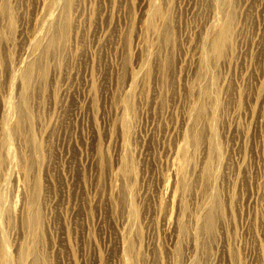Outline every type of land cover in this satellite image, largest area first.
<instances>
[{
    "label": "rangeland",
    "instance_id": "374dc122",
    "mask_svg": "<svg viewBox=\"0 0 264 264\" xmlns=\"http://www.w3.org/2000/svg\"><path fill=\"white\" fill-rule=\"evenodd\" d=\"M228 1L231 12L225 24L234 29L242 26L235 36L241 43L231 42L225 49L228 51L223 56L231 60L229 65L206 67V79L211 88L202 82L197 91L192 87V83L201 78V65L195 59L196 29L208 11L205 1L159 0L168 24L163 32L166 40L159 44L157 63L155 58L145 63L135 48L136 28L147 11L148 0H84L79 14L85 24L79 22L77 27L69 10L66 36L72 44H68L67 55L54 61L57 71L53 74L49 67L51 62L37 64L32 74L37 76L38 82L33 85L30 82L24 92L27 119L23 131L29 135L28 144L37 146L35 157L40 162L35 160L31 168L38 203L43 204L40 205L41 229L36 230V234L40 231L36 235L40 247L37 240L35 246V252L39 256L43 254L40 264H116L118 234L122 231L126 236L128 232L122 218L127 215L128 201L133 204L131 224L135 223V227L129 226L126 238L130 240V248L135 249L132 251L140 255L137 257L128 250L127 264H264V0ZM8 3L10 17L3 20L0 13V103L9 99L18 105V84H11L7 94L3 70L6 61L16 63L22 48L27 46L28 22L36 0H9ZM102 11L105 12L102 22H97L96 17ZM102 35L96 49L90 46L89 40L96 43ZM144 64L145 86H136L137 99L135 95L128 103L135 113L132 115L128 109V116L133 117H129V128L134 125L133 129L128 128V133H132L121 135L116 125L119 96L127 73L138 71ZM66 85L70 91L62 94L61 88ZM150 89L155 94H151ZM206 89L215 104L211 120L213 145L218 152V156L210 154V170L206 171L214 178L212 189L208 187L210 180L206 181L209 177L199 176L203 166L199 161L203 154L199 150L206 139L203 121L208 116L202 102ZM189 106L193 107L188 113L189 121L195 123L196 129H186L183 142L191 154L178 152L175 155L173 148L181 145L176 127ZM121 139L127 143L126 154L119 151ZM15 153L19 158L17 147ZM121 159L129 162L122 183L114 178ZM172 162L186 170L185 184L182 179H172ZM163 184L173 193L170 204L161 195ZM13 188L16 196L13 201L20 209V190ZM122 188L130 190V198L122 193ZM211 190L214 214L210 216L214 224L206 232L204 217L198 221L194 249L189 233L194 226L189 220L197 215L200 195ZM19 220L11 219L6 225L11 228L6 236L10 243L21 234L10 244L13 259L15 245L21 241L24 231ZM176 222L184 229L177 238V234L172 233L174 229L176 232ZM9 223L12 225L8 226Z\"/></svg>",
    "mask_w": 264,
    "mask_h": 264
},
{
    "label": "bare ground",
    "instance_id": "6f19581e",
    "mask_svg": "<svg viewBox=\"0 0 264 264\" xmlns=\"http://www.w3.org/2000/svg\"><path fill=\"white\" fill-rule=\"evenodd\" d=\"M203 1H205L208 4V11H207L206 15H204L205 17L202 20L203 22L198 27V29H196V32H197L196 33L197 34V36H196L197 50H196L195 59H196L197 63L199 65H201V67H200L201 78L198 79L199 81L192 83V87L196 91L199 90L202 82H203V84H205V82H206V86H208L209 89L211 88V84L208 85V82L206 79V74H207L206 67L210 64L213 66H219L220 65L219 67H221L222 65H229L231 60L229 58H227L226 56H223L225 49L228 48V45L229 46L231 45V42L234 44L236 43V45L237 44L239 45L241 43V39L239 37H235V36L237 35V32L242 29V26H239L238 28L234 29V27L232 28L228 24H225L226 23L225 18L227 16L229 17L230 12H231L229 10L230 9L229 1L228 0H203ZM245 1H247V0H245ZM8 2H9V0H1L2 5L0 6V13L4 16L3 20H5V19L7 20L11 15V11H10L11 9H10ZM84 3H85L84 0H76L75 2H73V0H36L35 5L33 6L32 10L30 12V19L28 22L29 33H28L27 46H24L22 48V52H21L22 54L17 59L16 63H14L13 61L11 62L10 60L6 61L7 60L6 59L5 60L7 62V64H6L4 61V63L6 65H5V69H4L5 71L3 70V72L5 73L4 75L7 78L6 79L7 80L6 92H7V94H9L10 89H11L10 85L13 84L14 82H17L18 89H19V104L15 105L9 99H5V100L1 101V103H0V113H1L0 114V119H1V121H0V176H1V178H0V264H40L41 263L40 262V260H41L40 256L43 254H41L39 256L37 254V252H35L36 251L35 246L37 245L36 244V240H37L36 235L38 233H40L39 230L41 229V227L39 225L42 224L41 223V220H42L41 215L42 214H40V208H41L40 205H43V204L38 203V199H39V198L37 199V196H38L37 190L38 189H37L36 183L33 182V179H35V178L33 177V179H32V175H31V168L35 166L34 165L35 160L38 163H40V162L38 161L39 159H37L35 157V153L37 151V150H35V147L37 148V146H35L33 143L28 144V142H29L28 136L29 135L27 133L24 134V131H23V123L27 119V113H26L27 110L25 109V105H24V99H25L24 92L26 91V88L28 87L30 82L32 85H33V82L34 83L38 82L37 76L32 74V71L34 70V67L37 64L38 65L43 64V63L48 64L49 62H51V65L49 66L51 73L53 74L57 71V67H56L57 65L54 64V61H57L59 58H61V56L62 57L64 56L63 54H66L65 51L67 50L68 44H69L68 36H66V32L68 29L67 25H68V20H69V19H67L68 12L70 10V12L73 13V16H74L73 18H75V22H76L75 26L79 22L84 23L85 22V21H83L84 19L79 14V9L81 6H83ZM163 4H164V1H163ZM248 4H249V2H248ZM72 5H73V9L71 8ZM166 5H167V2H166ZM241 6H242V4H241ZM241 6H239V7H241ZM165 7H167V6H165ZM70 8L72 9L73 12L71 11ZM146 8H147V11L144 13L143 19L140 21V24L136 28L137 41L135 43V48L139 51L138 53L140 54V56L142 57V59L145 63H147L151 58H153V59L155 58L154 60L157 63L156 57L159 54V47H160L159 44H161L162 42H164L166 40V39H164V38H166V36L163 35V32L166 29L165 27L168 24V20L163 16V11H162L163 8L161 6H159V0H148V2L146 3ZM246 9H248V8H246ZM249 9L253 10L252 8H249ZM244 10H243V13H244ZM251 10H249V11H251ZM237 11H238V8H237ZM251 12H253V11H251ZM104 14H105V12L102 11L96 17L97 22H102ZM72 26H74V24ZM85 30H87V28ZM72 33H71V35H72ZM71 35H70V37H71ZM79 35H78V38H80ZM148 36H150V37H148ZM85 37H86V35H85ZM103 37H104V35L100 36L99 40L96 43H93L92 40H89L90 42H88V43H90V46H92L96 49L98 47V45L100 44V42H99L100 39ZM75 38H76V34L74 35V39ZM88 38H90V35ZM6 39H5V41L7 42L8 39L7 40ZM85 40H86V38H85ZM71 41H73V40L71 39L70 42ZM76 42H77V40H76ZM83 43H84V40H83ZM71 44L72 43H70L69 45L71 46ZM84 44H86V43H84ZM84 49H86V48H84ZM226 52H225V54H226ZM78 56H79V54H78ZM80 57H77V58H80ZM47 58H49V59H47ZM66 59L68 61L69 57ZM147 59H149V60H147ZM74 63L76 64L77 62L74 61ZM0 66H1V63H0ZM68 66H70V65H68ZM145 66H146V64H144L138 71H136V72L130 71L126 75L125 85H124L123 90H122V95L120 94L121 96H119L121 103L117 104V105H119V106H117V110H118L117 112L119 113L117 115H119V118L117 119L116 125H118V129H119V132L121 135H123L125 132L128 133V130L130 128L133 129L132 126H134V125H132L129 128V120H131L133 118V117L131 118L130 116H132L135 113H134V111H131L129 109L131 107H129L128 103L130 101H132L130 99H132V97L134 98L135 95H136L135 99H137L138 95L135 94L136 86L137 87L140 86V88L143 85L145 86L144 82H145L146 78L143 75L145 73V68H146ZM215 68H217V67H215ZM70 72H71V70H70ZM74 72H76L75 69H74ZM146 83H148V82H146ZM67 84H69V82ZM153 88H154V86H153ZM146 89H149V88L146 87ZM157 89H159V88H157ZM143 90L145 91L144 88L142 89V91ZM69 91H70V87L68 88L67 85H66V87L61 88L62 94H67ZM150 91H151V94H153V93L155 94V92L152 93V89H150ZM139 92H140V90H139ZM136 93H138V92H136ZM140 95L143 96L144 94H140ZM149 95H150V93H149ZM142 96H141V98H142ZM150 96L152 97V95H150ZM145 98H147V97H145ZM136 101L137 100H135V102ZM140 101H141V99L139 100V102ZM149 101H151V100H149ZM197 102H198V100H197ZM202 102L204 103L203 105L206 107V109L208 111V116H205V119L203 121V126H204L203 130H204V135H205L206 139L204 138V140H205L204 141L202 138L204 143L201 145V149L199 150L203 154V156L200 157L202 159V161H201V159L199 160L203 166L201 164H199L202 166V167H200L202 169H199V167H197V168L200 170L199 171L200 177H204V176L206 178L209 177L208 179H206V181L210 180V186H208V187H211L215 181H213L214 178L212 176H211L212 179L209 176L211 174H207L206 171L209 169L208 168L209 162L211 165V161L209 159L210 154L217 155L218 152H216L217 149H216L215 145H213L214 133L212 130V120H211L215 104H214L212 97L207 92V89H206V93L204 94V96L202 98ZM160 103H158V104H160ZM151 104L153 105V103H151ZM158 104H156V105H158ZM152 105H150V106H152ZM146 107H149V106L146 105ZM128 109H129V112L131 111V114L133 113L132 115L129 114L130 116H128ZM147 109L151 110V107H149ZM192 110H193L192 106H189L187 108V110H185V112L182 114V117H181L182 119H181L180 124L176 127L177 131H178V136L181 137L182 142L179 139L181 145H179V146L176 145L177 149L173 148V149H175V155L178 152L186 153V155L188 153L191 154V152H188L186 150V147H185V144L183 141H184V138L186 137L185 136L186 129H188L190 131H195V129H196L195 123L193 121H191V122L189 121V114L188 113H190ZM195 111H196V109H195ZM169 129H171V128H169ZM174 130H176V129H174ZM169 132H170V130H169ZM131 133L132 132L129 131L128 134L130 135ZM174 134H176V133H174ZM125 135H126V133H125ZM123 138H124V136H123ZM123 141L124 140L121 139V141L118 144L119 149H120L119 151L126 154L125 152H127L126 150L128 148H126L125 145L127 143L124 144L125 142H123ZM125 141H127V140H125ZM179 141L177 143H179ZM27 144L30 147L27 146ZM193 144L195 145L194 142H193ZM15 147H17L19 150V158L16 156ZM211 149L213 150V152H211ZM194 151H195V148L192 147V154H195ZM204 154H205V157H204ZM127 162L125 159H121L118 161L119 170L116 171L117 174L114 176V178H116L115 180L118 179L120 182L125 181L124 178L127 174L126 173L127 164L129 163V162L128 163ZM217 162H219V161H217ZM36 166L38 167V164ZM184 170H185L184 168L183 169L179 168L174 162H172L170 173L172 174L173 178L172 177L171 178L174 179L175 181L182 179L181 181L183 184L184 183V181H183L184 176L183 175L186 174V173L184 174ZM189 170H190V168H189ZM129 172H131V171L129 170ZM196 172L198 173V171H196ZM196 172H194V173L197 175ZM31 179H32V182H31ZM184 179H185V177H184ZM195 179H196V177H195ZM198 180H199V178H198ZM198 180H197V182H198ZM171 181H173V180H171ZM197 182H195V183L198 185L199 182L198 183ZM14 186H15V189L20 190V200H19V204L21 205L19 207L20 209H18L16 207V205L14 204V203H16V202H14L16 200V196L13 194V189H14L13 187ZM192 186H194V185H192ZM192 186H191V188H192ZM121 187H123V186H121ZM162 187L163 188L161 190H162L163 194H161V195H164L163 197H165L164 199L166 200V203L170 204L172 201L173 193H172V191H170L171 190L170 188H169L170 189L169 190L166 187V185L163 184ZM117 188H120V187L117 186ZM179 189L181 190V188H179ZM195 189L199 190V188H197V187ZM210 189H212V187ZM122 190L124 191L122 193L125 194L126 197H129V198L131 197L130 190H127L126 188H124V189L122 188ZM204 191H206V189ZM16 192H18V191H16ZM184 192L185 191H183V193ZM189 194H190V192H189ZM200 194H201V192H200ZM178 195H176V196H178ZM191 196H193V193L191 194ZM197 196H199V195H197ZM126 197H125V201L127 200ZM211 197H212V190L209 191L208 193H204V194L200 195L201 201L198 200L200 205L196 202L197 205H199L197 208V215L199 216V218L197 217V215H192L190 217V220H189L192 223V225L194 226V228L191 230V232H189L190 233V241H191L190 245L194 249H196L195 237H196V232H197V228H198V224H199L198 221L204 217L203 218V225L205 228L204 230L206 232H209L211 230L213 224H214L213 223V217L210 216L211 214H214V206L210 203ZM129 198H128V200H129ZM193 198H194V196H193ZM164 199H163V202L165 201ZM190 199L192 200V197ZM191 200H189V201H191ZM176 202H177V200H176ZM196 203H194L195 206H196ZM49 204H50V200H48L47 205L49 206ZM131 204L132 203H130L129 201L126 202V208L125 209H126L127 215L125 217L121 216L122 218H124L125 222L127 223V224H125V223H123L124 222L123 221L122 224L123 225L125 224V226L128 225L127 226L128 232L127 233L125 232V234H127V235H129L128 233H130L129 232L130 231L129 226L132 225L131 223L133 222V217H134L133 216V210H132L133 204L132 205ZM191 204H192V202H191ZM160 205H161V203H160ZM181 207H183V205ZM123 213H125V212H123ZM46 214H47V210H46ZM194 214H195V212H194ZM17 218L18 219L20 218V220L22 221V224L24 227L22 229L24 231L22 233V238L20 239L22 242L21 241L18 242L17 245H15V243H14V245L16 246V249H14L15 248L14 246H13V249L16 250V257H15V259H13L11 253H13L14 251L10 252V249H12L10 247V244H13L14 239L18 240L16 238L19 235H20L19 236V238H20L21 234L15 236V234L13 233L15 238L12 236L14 239L12 238L11 239L12 241L10 243L8 241L9 237H6V236L8 235L7 231H10L11 228L7 227L6 225L8 224L9 221L11 222V219H17ZM163 220L164 221L167 220L166 215L163 216ZM176 221H178V220H176ZM176 224H177V222H176ZM11 225H12V223H11ZM11 225L9 223L8 226H11ZM134 225H135V223H134ZM134 225H132V226H134ZM193 226H191V227H193ZM37 228L39 229L38 230L39 232L37 231V234H36ZM124 228H123V230L126 231V229H124ZM174 230L172 233L177 234L176 238L179 234H181L184 231L182 225H180V224L176 225V232H174ZM132 231H134V230H132ZM135 231H136V229H135ZM120 232H121V234L120 233L118 234V236L120 237V241L118 243V254H117V256L115 255L117 258H115V257L114 258L117 259L116 264H127L128 250L131 253L134 252V254H135V251H132L133 248L132 249L130 248L131 247L129 245L130 240L128 241L126 238L128 236L127 235L124 236L122 234V231H120ZM137 233L138 232H136V234ZM11 234H12V232H11ZM131 234H133V233L131 232ZM135 235L134 236L132 235V237H135ZM136 236H138V234ZM174 239H175V236H174ZM39 240H40V238H39ZM37 243L39 244L38 240H37ZM38 246L40 247V244ZM39 249H38V251H39ZM133 250H135V249H133ZM135 255H137V257H138V255H140V254L136 253ZM38 256H39V258H38Z\"/></svg>",
    "mask_w": 264,
    "mask_h": 264
}]
</instances>
